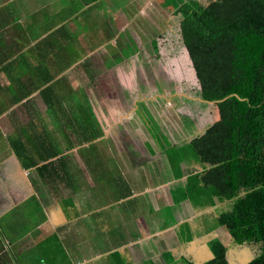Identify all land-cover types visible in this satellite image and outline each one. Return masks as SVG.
Here are the masks:
<instances>
[{
    "label": "crops",
    "instance_id": "obj_1",
    "mask_svg": "<svg viewBox=\"0 0 264 264\" xmlns=\"http://www.w3.org/2000/svg\"><path fill=\"white\" fill-rule=\"evenodd\" d=\"M135 3L124 7L131 11ZM125 20L109 0H0V264H206L216 257L213 241L226 245L230 264L261 254L258 244L254 256L242 259L240 252L252 253L248 245L258 241L239 243L226 225H216L220 201L204 203L196 190L194 198L175 199L174 191L183 194L188 178L204 171L200 164L172 168L153 138L150 153L126 147L138 156H119L120 164L112 155L108 165L88 168L78 150L93 149L100 137L72 148L70 134L56 123V102L40 94L83 92L82 77L98 69L90 58L114 56L108 48ZM140 103L121 108L138 114ZM196 125L195 136L208 128ZM115 133L103 141L115 142ZM50 141L61 146L60 156L76 152L78 158L76 165L51 170L58 174L52 178L50 169L37 168L50 160L24 165L35 150L48 153Z\"/></svg>",
    "mask_w": 264,
    "mask_h": 264
},
{
    "label": "trees",
    "instance_id": "obj_2",
    "mask_svg": "<svg viewBox=\"0 0 264 264\" xmlns=\"http://www.w3.org/2000/svg\"><path fill=\"white\" fill-rule=\"evenodd\" d=\"M175 15L201 83V99H225L219 103L221 117L202 135L173 143L147 103L141 104L138 114L172 168L185 164L205 168L188 178L183 194L174 191L175 199L181 203L194 198L196 190V198H204V203H223L216 225H226L239 243L261 242V254L247 264H264V0H210L209 4L183 0ZM154 43L158 50V41ZM48 96V102H56L53 114L58 123L74 131L69 137L72 148L104 135L94 114L88 123L86 112L75 115L66 107L65 94ZM184 118L193 133L197 125L189 116ZM35 152L33 159L23 160L25 166L50 160L37 168L50 169L51 178L58 175L51 170L69 168V154L60 156L61 146L52 141L48 153ZM111 162L108 157L103 166ZM212 246L216 257L206 264H230L226 245L213 241Z\"/></svg>",
    "mask_w": 264,
    "mask_h": 264
},
{
    "label": "rangeland",
    "instance_id": "obj_3",
    "mask_svg": "<svg viewBox=\"0 0 264 264\" xmlns=\"http://www.w3.org/2000/svg\"><path fill=\"white\" fill-rule=\"evenodd\" d=\"M131 1L136 3L132 6L134 9L129 11L124 6ZM182 1L143 0L141 3L140 0H109L115 11L122 13L124 10L127 16L123 30L118 31L115 27V47L108 48V51L113 48L114 56L107 62H100L104 57L101 54L97 56L99 60L92 56L88 64L95 65L99 62L98 69H96L97 73L93 72L92 75L87 74L82 77L83 92L73 88L70 91L67 88L68 91L60 93L66 96L64 98L66 106L74 107L75 111L78 107L75 115L83 111L92 118L94 114L98 118L99 129L104 131L105 136L116 131L118 140L115 142L103 141V135L98 138L99 145H95L93 149L78 150L84 165L89 166L90 162L95 168H102L106 157L113 155L120 163L119 156L124 155L129 160L138 156L124 149L126 147H131L133 151L140 150L139 153L144 154L146 151L150 153L152 143L149 140L154 137L148 125L146 124L145 127L142 121L139 123L138 114L134 110L123 111L121 107L124 103L130 107L135 106L136 102H141L142 105L147 103L152 114L160 120L159 124L168 125L170 127L168 135L170 134L172 139L179 143L192 140V137L199 133L197 127L193 134L189 131L190 122L184 116H189L195 125L199 124L202 131L215 119L220 118L219 103L203 101L199 95L201 83L183 43L180 20L175 15V10ZM200 1L204 4L210 2V0ZM120 32L125 34L124 38L121 37ZM7 34L8 31H2L1 36ZM155 39L159 43L158 50L155 49V43H152ZM69 49L70 46L67 47V50ZM69 64L72 63L66 62L67 67ZM80 69L82 73L85 72V64H82ZM67 78L77 84L75 74H70ZM40 95L45 98V102H48V95L55 97L52 93ZM58 104L60 106L63 103ZM87 122L91 121L87 120ZM56 123L58 124V120ZM60 126L70 135L74 132L67 125L60 124ZM165 126L162 128L166 129ZM114 128L115 130L112 131ZM182 128H187L189 132H180ZM74 154L69 155L68 159L76 165L78 158L77 153ZM258 244L261 249V242L248 245L252 253H245L243 249L240 252L242 259L246 260L254 256L258 251Z\"/></svg>",
    "mask_w": 264,
    "mask_h": 264
},
{
    "label": "water",
    "instance_id": "obj_4",
    "mask_svg": "<svg viewBox=\"0 0 264 264\" xmlns=\"http://www.w3.org/2000/svg\"><path fill=\"white\" fill-rule=\"evenodd\" d=\"M203 100V99H202ZM225 99H223V100H218V101H207V102H218V103H220V102H223ZM203 101H206V100H203Z\"/></svg>",
    "mask_w": 264,
    "mask_h": 264
}]
</instances>
